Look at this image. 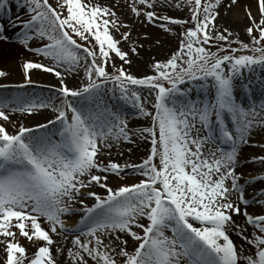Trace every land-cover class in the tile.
I'll use <instances>...</instances> for the list:
<instances>
[{"label": "snow or ice", "instance_id": "1", "mask_svg": "<svg viewBox=\"0 0 264 264\" xmlns=\"http://www.w3.org/2000/svg\"><path fill=\"white\" fill-rule=\"evenodd\" d=\"M12 2L0 0V17L19 29L16 42L42 60L24 61L22 83H0L2 264H58L65 251L67 264H264V214L248 211L253 204L264 208V189L252 200L245 196L246 185L264 175L242 184L237 174L242 146L264 130V0H253L255 12L253 4L244 7L250 43L215 23L221 8L239 0H126L140 23L169 33L172 26L183 29L178 50L142 78L125 67L130 53L139 52L122 48L131 25L113 7L98 0H15L26 15L13 19ZM157 8H187L188 17ZM7 27L0 23L5 41ZM33 70L54 75L58 86L36 84ZM7 76L0 70V78ZM68 77L79 86L70 87ZM128 106L150 126L131 132ZM43 111L54 118L23 122ZM133 135L150 141L147 158L110 159ZM250 162L264 166V155ZM128 174L139 182L109 185L110 176ZM77 214L78 222L65 219ZM232 233L247 247L234 243ZM54 237L70 238L71 247ZM21 239L35 251L29 254Z\"/></svg>", "mask_w": 264, "mask_h": 264}, {"label": "rangeland", "instance_id": "2", "mask_svg": "<svg viewBox=\"0 0 264 264\" xmlns=\"http://www.w3.org/2000/svg\"><path fill=\"white\" fill-rule=\"evenodd\" d=\"M93 2H96V0H93ZM99 3L106 5V6H111L114 8V10L117 12V16L120 18V21L127 23L129 25H131V36L129 38L128 41H122L121 46L124 50L128 51L131 47L133 46H137L138 47V52L139 55L136 54H132L130 53V59L132 61L130 66H125L126 69L130 72V74L136 76L137 78H142L146 75H154V69H153V64L156 61H160V62H165L167 59H169L171 57V55L176 52L179 48V36L176 35L178 33H181L183 31L182 27L180 26H172V32H165L163 29L159 28L156 25L153 24H149L146 21L144 23H140L139 21H137L135 19V17H133L130 13V10L127 7V3L126 0H98ZM249 4H253V2L250 3H244L241 0H239L238 4L234 7H232L230 10H227L225 8H221L220 9V15L218 16L217 20H216V25L218 28H228L234 35H233V39H239L240 41H243L244 43H250L249 37L246 34V28L249 26V22L247 20V17L244 14V7L246 5ZM253 12H255V7L253 4V8H252ZM157 12L158 14H166L170 17H174V18H187L188 17V11L187 8H185L184 10H178L175 8L172 9H165L162 13L160 11L159 8H157ZM232 17V19H229L230 16ZM143 19V18H141ZM233 20V21H238L239 19H244V24H243V28L240 31H233V26L232 24L227 20ZM127 29L121 28L120 31H126ZM174 36V44L173 46L169 47L166 43H165V37L167 36ZM116 38L120 39V35L119 33L116 34ZM5 45V44H4ZM3 45V46H4ZM35 46V45H33ZM142 46V47H140ZM234 47L238 46V45H233ZM2 47V45H1ZM5 48V47H4ZM215 49H213L214 51ZM4 51V50H3ZM15 51H17L15 49ZM27 50L23 47H20V52L22 54H24L25 56H21L19 57L18 55H15L13 61L11 62V64H13L15 67L17 68L20 72H21V76L18 78H14V77H9V74L7 76V78H0V83H7V84H17V83H22L24 80V76H23V72H22V64L24 63V61L26 60H33V61H41L42 58L35 56L34 54H32L31 52H26ZM28 54V55H27ZM32 54V56H31ZM29 56L28 58H25ZM5 60V59H4ZM46 62V61H44ZM116 64L119 65L121 62L117 59ZM1 68L0 70L5 71L6 72V65L3 64V62H1L0 64ZM109 71H112L111 68L108 69ZM33 72V71H32ZM39 73V72H38ZM247 75V73H245ZM38 75V74H37ZM14 78V79H13ZM32 79L34 80V82L38 85H43V86H49V84H52V86H58V84H54L51 82H47L44 80H41L40 78H36L33 74H32ZM67 81H69L71 84L73 82V84H69L68 85L70 87H78L79 86V79L75 78V77H68ZM49 83V84H47ZM184 87V86H182ZM256 88H259V86L257 85ZM36 91H41V89H36ZM143 96H147V92L145 91L144 93H142ZM149 100H151V97H149ZM129 116H128V129L131 132H134L136 129L139 128H144V127H149L150 126V120L147 118H143V117H138L135 110L127 107ZM44 112V111H43ZM51 112V111H48ZM54 115L53 113H51V116L49 119H53ZM49 119H45L42 121H39L37 123H46L47 120ZM36 121H34V123H30L27 122L25 123L28 126H33L36 125L37 123H35ZM12 129L9 127V131H11ZM250 141L248 145H245L242 149V155H241V159L243 164L245 163V165L248 164H253L250 161L252 160L253 157L255 156H259V155H264V151H262V149L259 147V145H264V130H260L257 129L252 136L250 137ZM132 143H121V145L119 146V148L114 147L112 149V153H111V157L110 159L115 160L116 162H119L120 164H125V163H130V164H138L141 163L143 159L147 158V155L149 154L150 151V141H146L144 139H141L139 136L137 135H133L132 136ZM249 148V152L244 153V150ZM129 149H131V151H129ZM122 153V154H121ZM244 154V155H243ZM109 157H105L104 159L107 160ZM255 165H259L258 163L253 164ZM237 174L240 175L242 178L240 180V183H245L246 181H248L250 178L256 177L258 175H264V169L263 170H254L252 169V172L247 173V170H245L244 168H242L241 164L238 166L237 168ZM140 177L138 175H133V174H128V175H124L123 178H117L115 176H110L109 177V185L112 187H116L122 184H127V185H131L134 183H138L139 182ZM246 187H248V185H246ZM259 188V189H258ZM257 189V191L259 192L261 189H264V181L262 183V185L260 187L255 188ZM93 191H96L99 194H104L103 190L96 187L92 189ZM253 190V189H251ZM250 190V191H251ZM251 193V192H250ZM246 198H248V194L245 193ZM89 204L92 203L91 200L87 201ZM248 211L251 214H264V210H261L260 212H252L249 208ZM237 218V223L238 224H244V217L242 216H236L234 217V219ZM67 222L69 224L74 223L73 220L78 221L79 220V214H77L76 216H73L71 219H67ZM231 237L234 239V241L237 243V239L234 233L231 234ZM21 243L23 244V246H25L27 248V250L29 251L32 246L29 245L27 240L21 239ZM65 250L68 247H71L70 244V238L69 241H64L63 240V245H62ZM35 250V248L32 249V251ZM129 250H132V245L130 243V247ZM4 259V253L2 250V246H0V264H2V261ZM59 261V260H58ZM64 262V263H63ZM60 264H67V259H66V251H65V255L62 257L61 261H59Z\"/></svg>", "mask_w": 264, "mask_h": 264}, {"label": "bare ground", "instance_id": "3", "mask_svg": "<svg viewBox=\"0 0 264 264\" xmlns=\"http://www.w3.org/2000/svg\"><path fill=\"white\" fill-rule=\"evenodd\" d=\"M241 1L244 2V3L253 2V0H241ZM229 17H230L229 19H232L231 15ZM229 19L227 20V22L229 21L232 24V26L234 28L233 31H235V30L236 31L242 30V28H243L242 26L244 24V19H239L238 21H233V20H229ZM164 39H165V43L169 47L173 46V44H174V36L173 35L167 36ZM11 48H13V49H11ZM15 49L17 51H15ZM15 55H18L19 57H21V56L24 57L25 56L24 54H22L20 52V47L18 45H11L10 47L5 48V51L3 52L2 57H0V64H1V62H3V64L7 66L6 67V72L9 74V77L11 76V77H14V78H18V77L21 76V72L17 68H14L15 66L13 64H11V62L15 58L14 57ZM28 57L29 56H27L25 58H28ZM32 74L36 78H40L41 80H44V81H47V82H51V83H54V84H58V81H57L56 77L54 75H52V74L44 73L43 71H35V70H33ZM66 83L67 84L68 83L71 84L67 80H66ZM47 84H49V83H47ZM72 84H73V82H72ZM49 85H52V84H49ZM50 116H51V112L44 111V112H41L40 114H37V115L31 116V117H28L23 122H25V123H27V122L32 123L33 122L34 123V121H36L35 123H37L39 121H42V120H45V119H49ZM33 126H35V125H33ZM247 152H249V148L246 149V150H244V153H247ZM241 155H242V151L240 153V157H241ZM240 164H241L242 168H244L245 170H247V173L252 172V169H254V170H258V169L263 170L264 169V166H262L260 164L258 166L257 165L254 166L253 164H248V163L245 165V163L243 164L242 159H241V163ZM262 183H263V181L257 180L253 184L248 185V187H246V192L245 193L248 194V196H247L248 198L247 199L252 200V198L258 194V191L255 188L260 187L262 185ZM251 189H253V190H251ZM249 209L252 212H256V213L257 212H260L261 210H264V208H261L259 205H255V204H253L252 206H250ZM235 220L237 222V218ZM241 225H243V224H241ZM249 230H251V229H249ZM234 234H235L236 239H237V245L239 246V245H242L243 244L244 247H247V245L245 244V242L242 241L240 239V237L236 233H234ZM55 239L57 240V243L58 244L63 245V239L57 238V237H55ZM129 247H130V245H129ZM53 251L55 252V249ZM62 257L63 256H59L57 259L59 261H61Z\"/></svg>", "mask_w": 264, "mask_h": 264}]
</instances>
